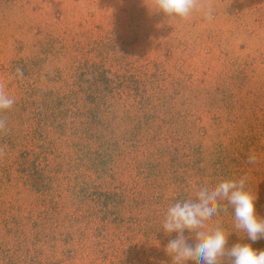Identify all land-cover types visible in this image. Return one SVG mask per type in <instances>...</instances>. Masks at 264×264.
I'll list each match as a JSON object with an SVG mask.
<instances>
[{"label":"rangeland","instance_id":"1","mask_svg":"<svg viewBox=\"0 0 264 264\" xmlns=\"http://www.w3.org/2000/svg\"><path fill=\"white\" fill-rule=\"evenodd\" d=\"M203 3L0 0V264H171L168 205L245 172L264 218V0Z\"/></svg>","mask_w":264,"mask_h":264},{"label":"clouds","instance_id":"2","mask_svg":"<svg viewBox=\"0 0 264 264\" xmlns=\"http://www.w3.org/2000/svg\"><path fill=\"white\" fill-rule=\"evenodd\" d=\"M153 11L162 13L168 20H187L201 13L205 20L213 19V9L203 0H152ZM15 97L0 86V115L12 110ZM6 127V121L0 119V130ZM259 156L250 151L247 164L255 167ZM247 172L236 178L224 179L213 185L198 187L194 197L175 200L163 213L160 229L166 234L176 233L165 247L171 264H264V250L255 249L252 243L264 239V218L256 213L254 196L248 190ZM232 210L235 229L245 235L252 243H235L227 247L230 234L214 221L222 211ZM159 229V230H160ZM185 231L194 234V242L189 245Z\"/></svg>","mask_w":264,"mask_h":264},{"label":"trees","instance_id":"3","mask_svg":"<svg viewBox=\"0 0 264 264\" xmlns=\"http://www.w3.org/2000/svg\"><path fill=\"white\" fill-rule=\"evenodd\" d=\"M38 156H37V158L39 159V157H40V154H37ZM33 166L35 167V171H37L39 168H38V166L36 165V164H33Z\"/></svg>","mask_w":264,"mask_h":264}]
</instances>
